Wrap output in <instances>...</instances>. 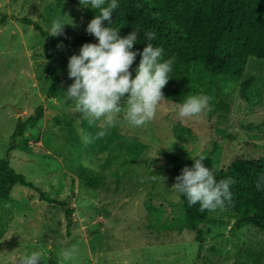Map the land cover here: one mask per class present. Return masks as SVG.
I'll list each match as a JSON object with an SVG mask.
<instances>
[{"label":"rangeland","instance_id":"1","mask_svg":"<svg viewBox=\"0 0 264 264\" xmlns=\"http://www.w3.org/2000/svg\"><path fill=\"white\" fill-rule=\"evenodd\" d=\"M3 16L0 158L8 159L17 172L50 197L68 200L74 212L67 227L61 207L41 200L35 189L15 184L9 199L0 203V230L4 229L0 264H20L34 250L40 252L41 264H234L239 253L262 247L260 232L251 225H236L224 209L213 212L200 225L204 238L200 245L195 231L183 228L179 221L180 197L172 188L176 180L165 152L190 158V153L196 155L216 141L214 162L219 168L236 158L264 155V126L246 128L248 123L264 119V60L248 59L241 79L254 76L255 80L248 100L235 91L225 126L232 138L218 137L205 110L181 123L179 104L164 99L155 118L143 126H132L124 119L127 105L122 104L115 126L103 138L85 143L82 136H95L103 120L89 125L63 95L73 83L68 76L69 57L78 55L84 43L69 47L59 42L63 47L53 51L60 59L59 82L57 95L49 96L44 38L33 25L19 20L29 17L49 32L52 20L61 18L68 23L64 32L72 38L87 28L81 9L66 0H0V19ZM38 105L44 116L35 126L27 125L10 148L17 119L25 120ZM64 114L72 119L80 142L68 141L54 125L52 117L62 120ZM175 123L190 128L192 142L174 137ZM90 171L98 176L96 188L82 183ZM150 204L153 208L149 210ZM157 220L164 225L158 228ZM66 250H72L69 259L63 258Z\"/></svg>","mask_w":264,"mask_h":264},{"label":"trees","instance_id":"2","mask_svg":"<svg viewBox=\"0 0 264 264\" xmlns=\"http://www.w3.org/2000/svg\"><path fill=\"white\" fill-rule=\"evenodd\" d=\"M81 9L87 24L98 13V10L83 8L79 0H66ZM119 7L112 14V24L104 21L106 27L119 29L121 36H127L134 29L139 31L137 43L133 51H142L145 47L144 32L153 30L156 38L151 41L154 46L163 48V59L175 58L172 66L171 78L162 89L165 100L176 104L183 102V96L191 93L210 97L209 106L205 109L208 120L215 126L218 137L232 138L225 133V126L235 98L238 95L248 100L250 88L255 80L254 76L241 79L250 57L264 60V0H117ZM5 16L0 19L3 23ZM19 20L33 25L44 42L42 54L45 58L44 75L49 80L47 93L57 95L59 82L58 67L60 59L53 52L59 42L69 47H77L83 43H98V40L86 32V29L75 37H69L67 32L59 37L49 36L39 23L29 17ZM141 57L137 55L131 67L135 69ZM44 116L42 105H38L34 112L25 120L20 117L16 121L14 131L10 136V148H14L13 141L21 136L27 125L35 126ZM54 125L58 126L62 137L68 141H81L73 121L67 115L61 120L53 116ZM64 125V126H62ZM260 123H248L246 128H261ZM62 127H66L63 129ZM174 137L184 143H190L194 134L189 127L175 123L172 126ZM218 143L213 141L211 147L201 150L198 157H205V166L213 169L216 179L232 177L235 181L231 185L232 201L226 202L224 207L214 211L201 212L199 204L189 206L185 196L179 193L181 215L179 221L183 228L195 231V238L200 245L203 242V231L200 225L206 222L210 215L224 209L235 219L238 226L251 225L262 235V247L249 248L236 256L234 264H264V190L258 191L256 182L264 176V155L257 158H236L226 167L219 168L214 162V154ZM170 162L175 178L181 174L185 166L191 167L194 161L190 158L165 152ZM83 185L98 187V176L89 172L82 181ZM20 184L39 192V198L61 207L65 212L67 227L72 224L73 207H69L66 199H54L46 191L27 180L25 175L17 172L6 158H0V203L10 197L12 187ZM149 210L153 208L148 205ZM11 214V213H10ZM160 222L159 226L164 225ZM1 224V218H0ZM69 233V230L67 231ZM4 229L0 230V236Z\"/></svg>","mask_w":264,"mask_h":264},{"label":"clouds","instance_id":"3","mask_svg":"<svg viewBox=\"0 0 264 264\" xmlns=\"http://www.w3.org/2000/svg\"><path fill=\"white\" fill-rule=\"evenodd\" d=\"M83 8L98 10L87 24L86 32L93 35L98 43H84L79 54L69 57L68 76L73 80L63 93L66 101L74 103L89 125H96L99 131L95 136L83 135L82 140L90 143L103 138L108 128L114 127L116 114L122 111L121 105H127L124 119L132 126H143L152 121L158 105L165 99L162 89L171 78L175 58L161 59L163 48L154 46L156 38L153 30L144 32L147 41L142 51H133L139 31L133 30L127 36H121L119 29L106 27L104 21L112 24V14L119 7L117 0H79ZM61 18H55L49 29L52 37L64 34L65 25ZM57 47H63L58 45ZM137 55L141 57L135 69V77L130 71ZM179 104L178 116L183 123L185 118L198 117L209 106L210 97L188 93ZM194 161L191 167L185 166L172 186L186 197L189 206L199 204L201 212L214 211L232 201V177L217 180L212 168L205 166V157L190 153ZM85 166H87L85 164ZM157 179L156 176L152 177ZM258 191L264 190V176L256 182ZM64 259L71 258L72 250L62 253ZM20 264H41V254L34 250L25 256Z\"/></svg>","mask_w":264,"mask_h":264},{"label":"water","instance_id":"4","mask_svg":"<svg viewBox=\"0 0 264 264\" xmlns=\"http://www.w3.org/2000/svg\"><path fill=\"white\" fill-rule=\"evenodd\" d=\"M17 110L21 112V110H20V109H17Z\"/></svg>","mask_w":264,"mask_h":264}]
</instances>
